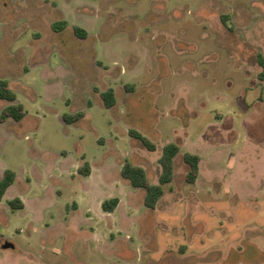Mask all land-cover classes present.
I'll return each instance as SVG.
<instances>
[{"label":"rangeland","instance_id":"374dc122","mask_svg":"<svg viewBox=\"0 0 264 264\" xmlns=\"http://www.w3.org/2000/svg\"><path fill=\"white\" fill-rule=\"evenodd\" d=\"M259 54L264 0H0V79L17 95L0 115L27 111L0 122V177L17 173L0 204V264H264ZM169 143L181 148L174 179L149 209L121 170L130 161L158 184ZM186 152L201 157L194 184Z\"/></svg>","mask_w":264,"mask_h":264},{"label":"trees","instance_id":"16d2710c","mask_svg":"<svg viewBox=\"0 0 264 264\" xmlns=\"http://www.w3.org/2000/svg\"><path fill=\"white\" fill-rule=\"evenodd\" d=\"M68 26L67 21L56 22L53 25L55 30L65 29ZM76 35L80 38L87 37V31L80 28H74ZM258 63L262 67V72L259 77L264 80V56L258 55ZM102 98L107 108H112L116 103L115 90L110 88L102 93ZM0 100H7L15 102L17 100L16 93L10 88L9 81L6 79H0ZM27 115L25 106L22 103H14L3 109L0 115V122H5L7 119L12 118L15 121L23 120ZM85 117V112L81 111L76 114L67 115L64 120L68 123H75ZM130 136L138 139L143 145L150 151L156 150V145L148 137L141 132L131 129ZM181 152V148L176 143L167 144L164 149L159 163L161 166V175L159 177L158 184H152L147 175V171L141 167L134 165L130 161H126L122 167L121 175L124 179L128 180L135 188H141L146 191L145 206L149 209H156L159 201L165 194L164 186L172 183L175 174V158ZM184 162L188 165V173L186 175V181L189 184H194L200 174L201 157L197 154L186 152L184 154ZM79 172L85 176L91 174V164L86 162L84 166L79 169ZM17 179V173L11 169H6L2 177H0V204L3 201L8 189L15 183ZM119 198H111L105 200L102 203L104 211L112 213L119 205ZM9 204L13 210L23 209L24 203L20 198H14L9 201Z\"/></svg>","mask_w":264,"mask_h":264},{"label":"water","instance_id":"95a60500","mask_svg":"<svg viewBox=\"0 0 264 264\" xmlns=\"http://www.w3.org/2000/svg\"><path fill=\"white\" fill-rule=\"evenodd\" d=\"M12 245L11 244H5L3 248H10Z\"/></svg>","mask_w":264,"mask_h":264}]
</instances>
